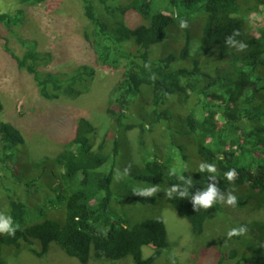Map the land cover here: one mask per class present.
Masks as SVG:
<instances>
[{
  "label": "trees",
  "instance_id": "obj_1",
  "mask_svg": "<svg viewBox=\"0 0 264 264\" xmlns=\"http://www.w3.org/2000/svg\"><path fill=\"white\" fill-rule=\"evenodd\" d=\"M43 1L10 0L8 9L0 11V22L8 28L16 25L25 15L22 5ZM80 2L87 19L83 37L95 61L124 69L108 101L114 130L99 137L98 127L81 116L66 136L62 152L44 158L25 174L15 160L25 138L13 123L0 121V190L9 205L7 215L19 224L14 235L0 233V264H6L4 254L11 248H23L42 258L51 242L83 264L91 257L115 261L128 255L134 264H170L173 260L177 264L167 250L170 243L160 217L131 225L112 217L110 205L119 179L110 160L130 152L124 138L126 132L135 131L143 169L134 178L164 184L167 191L171 185H184L180 175L190 178L193 186L188 197L173 194L169 204L188 220L195 235L202 234L212 218L209 209L195 210L191 203V195L211 182L210 173L199 172L201 162L216 166L221 191L243 189L242 194L235 193L239 205L248 196L255 204L262 203L258 196L264 195V0ZM130 13L146 23L130 27L126 23ZM181 19L188 22L187 28L178 26ZM234 30L240 32L236 39L247 44L246 50L237 51L225 43ZM169 35L177 44L174 53L152 57V45ZM21 44L23 54L11 55L18 67L32 75L45 99L75 98L87 89L95 72L91 65L81 64L70 73L50 71L45 68L51 60L49 52L39 50L33 40L21 39ZM130 109L139 110V115L133 118L127 112ZM166 126L171 134L169 144L162 139ZM182 134L189 152L179 141ZM231 168L238 172L234 183L224 176ZM173 170L175 175L170 174ZM47 176L55 181L52 187L44 182ZM5 181L24 186L36 201L34 207L11 198ZM134 197L126 195L127 199ZM137 199L153 204L150 197ZM244 243L248 253L242 252L234 264H264V245ZM144 246L153 248L147 257L142 255ZM235 255V251L229 256L221 254L215 264Z\"/></svg>",
  "mask_w": 264,
  "mask_h": 264
},
{
  "label": "rangeland",
  "instance_id": "obj_2",
  "mask_svg": "<svg viewBox=\"0 0 264 264\" xmlns=\"http://www.w3.org/2000/svg\"><path fill=\"white\" fill-rule=\"evenodd\" d=\"M9 1L0 0V11L8 9ZM21 7L25 15L20 23L8 28L0 22V100L3 101L0 121L13 123L23 134L25 144L16 150L15 160L27 174V171L32 172L34 165L44 158H54L62 152L66 136L71 133L77 118H89L98 127L99 137L108 135L110 129L114 130L107 112L108 101L112 88L123 78L124 69L121 66L114 68L107 64L99 65L95 61L83 37L87 19L80 0H44ZM126 23L133 27L146 21L130 13ZM197 28L194 26V30ZM21 39L36 41L39 50L50 53L51 60L45 66L47 70L70 73L81 64L91 65L95 72L83 94L75 98L62 95L57 99H45L32 75L24 68L18 67L16 59L11 55L13 52L21 56L25 51ZM195 41H192L193 47L196 46ZM174 42L173 36L169 35L162 43L152 45L151 56L155 58L174 53L177 46ZM139 110L142 111L143 107ZM139 110L130 109L127 112L136 118ZM166 130L167 134L162 139L169 144L171 134L168 126ZM126 137L124 143L128 144L130 152L118 155L119 158L113 155L110 160V168L115 173L119 169L122 174L119 183L116 181L118 189L114 192L110 205L112 217L122 218L128 225L143 218L160 217L170 243L167 250L176 259L177 264H215L221 254L229 256L231 251H235V256L227 257L222 263L234 264L242 252L248 253L245 241L264 245V229L259 227H264V195L258 196L260 201L263 200L261 204H255L249 196L244 199V204L237 203L235 207L221 202L215 203L209 208L212 218L206 221L204 231L200 235L193 234L188 220L178 216L171 208L169 198L164 193L167 191L164 184L158 185L160 191L150 197L153 204L139 201L138 195L133 194V189L153 184L134 178L143 169L141 150L135 131L126 132ZM179 141L183 143L186 151H191L183 134L179 136ZM129 166V175H123V170ZM130 177L134 180H130ZM44 178L46 186L55 185L52 177ZM4 185L8 188L11 198L30 207L36 204L24 186L9 181H5ZM112 186L114 188V184ZM242 190L237 188L233 194H242ZM130 193L135 196L133 199L126 198ZM247 193L244 188V194ZM4 198L5 194L0 190V213L7 215L9 205ZM241 225L247 227L244 235L227 237L229 229ZM150 246L142 248L143 257L152 252L153 248ZM4 259L6 264H83L67 256L56 242H51L49 251L42 258L35 257L23 248H11L6 250ZM84 264H134V261L131 255L115 261L91 257Z\"/></svg>",
  "mask_w": 264,
  "mask_h": 264
},
{
  "label": "clouds",
  "instance_id": "obj_3",
  "mask_svg": "<svg viewBox=\"0 0 264 264\" xmlns=\"http://www.w3.org/2000/svg\"><path fill=\"white\" fill-rule=\"evenodd\" d=\"M181 29L188 27V22L186 20L181 19L178 25ZM240 35L238 30H234L231 35L226 37L225 43L230 47H234L237 51H244L247 48V44L243 41H238L236 39L237 36ZM150 65L145 64V67H149ZM152 79H155V75L153 74ZM130 166L126 167L123 170V175H127L129 173ZM207 171L211 175H209L208 179L211 181L207 187L203 190L197 189L194 194L191 195V203L193 208L196 210L197 208H202L204 210L209 209L217 202L225 203L232 207L237 205V197L234 195L235 189L229 190L227 193L221 192V190L217 186V178H216V166L214 164H209L205 162H201L199 164V172ZM170 174L175 175V170H173ZM121 172L119 169L116 171V179L121 178ZM225 178L230 182L234 183L236 178L238 177V172L235 168H231L224 173ZM184 181V185H171L168 191L164 192L167 198H172L173 194H177L180 198L188 197V189L192 187V181L190 178H185L183 175L179 177ZM160 189L158 185H151L148 187H138L133 189V194L138 195L140 197H153L159 192ZM19 228V224L13 222V219L10 215H6L4 213H0V233H7L8 235H14L16 230ZM247 232V227L244 225L234 227L228 230L227 237L231 238L233 236L244 235ZM172 264H175V260L172 261Z\"/></svg>",
  "mask_w": 264,
  "mask_h": 264
}]
</instances>
